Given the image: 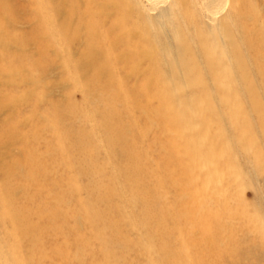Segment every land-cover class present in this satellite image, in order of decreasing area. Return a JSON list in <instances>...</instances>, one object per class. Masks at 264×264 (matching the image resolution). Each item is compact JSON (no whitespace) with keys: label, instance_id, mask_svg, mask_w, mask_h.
I'll return each instance as SVG.
<instances>
[{"label":"rangeland","instance_id":"obj_1","mask_svg":"<svg viewBox=\"0 0 264 264\" xmlns=\"http://www.w3.org/2000/svg\"><path fill=\"white\" fill-rule=\"evenodd\" d=\"M70 1L0 0V202L34 227L32 241L11 234L1 202L0 264H16L13 254L17 264H264V0H239V18L223 0L213 22L202 0H166L162 20L163 6L131 0L120 30L115 0H75V16ZM214 38L236 41L218 75L198 47ZM88 46L99 77L77 74ZM157 67L149 87L162 95L149 99L139 86ZM169 82L192 111L205 103L201 149L215 159L189 164L162 108L175 96ZM109 110L114 120L101 116Z\"/></svg>","mask_w":264,"mask_h":264},{"label":"bare ground","instance_id":"obj_2","mask_svg":"<svg viewBox=\"0 0 264 264\" xmlns=\"http://www.w3.org/2000/svg\"><path fill=\"white\" fill-rule=\"evenodd\" d=\"M96 1L97 0H90V4L91 5H97V3H96ZM116 1V6H117V13H116V16H118V22L116 21V19H115V21L117 22L116 24H115V29H121V28H123V29H125V27L127 28L129 25L128 24H131L132 22H131V20H132V18L130 17H127V15H125V13H124V8L125 7H127V4L128 3H131V0H115ZM165 1L166 0H145V3H146V5H147V7H148V9L151 11V12H155L158 8H160L161 6H163L164 7V4H165ZM239 0H232L231 1V5H230V9L231 10H229L230 12L232 11V15L231 16H234V18H239V16H243V13H242V15L240 14V8H239V2H238ZM176 2H178V0H176ZM176 2H175V4H176ZM179 3H180V1H179ZM226 3V2H225ZM39 4V3H38ZM224 4V2H223V0H202V15L205 17V19L206 20H208L209 22H213V21H215V20H217L218 19V17H220V16H222V14H223V10H224V8H225V6L223 5ZM76 5H77V3L75 2V0H71L70 1V12H69V16H75V13L76 12H74V10H75V8H76ZM89 5V4H88ZM180 5V4H179ZM134 6V5H133ZM180 7V6H179ZM91 8V7H90ZM133 8V7H132ZM52 9V8H51ZM136 9V8H135ZM134 9V10H135ZM171 9H172V7H171ZM181 9V8H180ZM42 10V9H41ZM50 10V9H49ZM59 10V9H58ZM58 10H53V12H57ZM131 10V9H130ZM182 10V9H181ZM181 10H180V14H181ZM177 11H178V9H177ZM169 12H171L170 11V8H167V7H164L163 9H161L158 13H157V17L155 18L156 20H162V19H167V18H169V17H171V16H169L170 14H169ZM176 12V11H175ZM185 12H187V11H185ZM132 13V12H131ZM131 13H130V15H131ZM182 13L184 14V12L182 11ZM188 13V12H187ZM97 14V13H96ZM129 15V16H130ZM97 16V15H96ZM136 16V15H135ZM138 16V15H137ZM177 16H179V15H177ZM190 15H189V13H188V17H189ZM45 18V17H44ZM46 19V18H45ZM131 19V20H130ZM49 20H50V18H49ZM136 21H137V19H135ZM184 20H185V17H184ZM134 22V21H133ZM50 23V22H49ZM97 23H98V21H97ZM114 23V22H113ZM136 23V22H135ZM96 25V24H95ZM98 26H100V23H98ZM132 27V26H131ZM137 27L138 26H135V28L137 29ZM142 27V26H141ZM145 27V26H144ZM96 28V27H95ZM95 28L93 29V28H90L91 30V34H93V36H95V37H97V34H96V31H95ZM129 28V27H128ZM135 28H134V30H135ZM143 28V27H142ZM226 28H227V24H223V26H222V28H221V30H226ZM54 29V28H53ZM98 29V28H97ZM112 30H114V25H113V29ZM140 30V29H139ZM115 31V30H114ZM113 31V32H114ZM141 31H143V30H141ZM103 32V31H102ZM118 32V31H117ZM125 32V31H124ZM127 32V31H126ZM136 32V31H135ZM139 32V31H138ZM218 32H220V30L219 31H217V33ZM243 32H244V30H243ZM56 33V32H55ZM99 33V32H98ZM140 33V32H139ZM100 37H101V35H100V33L98 34ZM131 36V35H130ZM112 32H107V39L109 40V47H111V49H112V51L115 53V56H113V54H111V59H113V61L114 62H116V63H120L121 62V60H120V57H119V50H120V48H121V46L122 45H120L119 44V42L118 41H115V40H112ZM99 38V37H98ZM102 39V38H101ZM116 39V38H115ZM103 40V39H102ZM244 40H245V38H244ZM231 41H235V39L233 40V38L231 39V40H229V42L228 43H223V42H221V41H219V40H217L216 38H214V39H208V40H201L200 41V43L198 44V47H199V50H200V52L202 53V55L203 56H205L208 60H211L212 62H213V68H214V70H215V73H216V75H218V73L219 72H216L217 70H218V68H220V67H218L217 65H220L219 63H218V60L220 59V57L219 56H221V59L220 60H222V52L224 53V48H226L228 45H230L231 44ZM105 42H106V40H105ZM105 42H103V43H105ZM180 42V41H179ZM236 42V41H235ZM235 42H234V44H235ZM107 44V43H106ZM134 44V43H133ZM177 44V43H176ZM228 44V45H227ZM96 45V44H95ZM108 45V44H107ZM227 45V46H226ZM231 45H233V44H231ZM237 45V44H236ZM136 46H137V44H136ZM180 46V45H179ZM234 46V45H233ZM89 48H87L86 50V53H84L83 55H82V58H81V60H80V62H79V64H77L76 65V69H77V74L78 73H81V74H84L85 76H86V74L88 73V72H92V74L93 75H96V76H100V72H101V69L103 68V63H102V60H101V58H99L98 56H96L95 54H93L92 52V50H91V47L92 46H88ZM98 47H100V45L98 46ZM135 47V46H134ZM185 47V46H184ZM94 48V47H93ZM139 48V47H138ZM181 48V47H180ZM221 48H222V50H221ZM110 50V49H109ZM177 50H178V48H177ZM180 50V49H179ZM240 50V49H239ZM137 51V50H136ZM184 51H186L185 49H184ZM225 51H226V49H225ZM106 52H107V50H106ZM179 52V51H178ZM182 52V51H181ZM230 53V52H229ZM181 54V53H180ZM236 54H238V53H236ZM107 56H109L110 55V53H107L106 54ZM168 57H171L172 58V56H171V54L170 53H167L166 54ZM166 55H165V57H166ZM189 55V54H188ZM190 55H191V53H190ZM224 55V54H223ZM181 56H182V54H181ZM187 56V55H186ZM113 57V58H112ZM180 57V56H179ZM189 57V56H188ZM191 57V56H190ZM229 57H232V56H229ZM223 58H224V56H223ZM192 59H193V56H192ZM225 59H226V56H225ZM229 59V58H228ZM173 60V59H172ZM224 60V59H223ZM181 61V60H180ZM184 61H186L185 59H184ZM183 61V62H184ZM189 61H190V59H189ZM232 61V60H231ZM217 62V64H215ZM172 63H173V61H172ZM189 63V62H188ZM169 64H171L170 62H169ZM181 64V63H180ZM174 67H175V70L174 71H177V72H181V73H178L177 75H180V74H182V71H181V69H180V65H178L177 63H174ZM75 66V65H74ZM187 66V65H186ZM160 67V66H159ZM75 69V70H76ZM184 70V69H183ZM156 71H157V76H156V74L154 73V69H153V71H152V74H151V76H148L147 77V79L139 86V89H140V91H142L143 93H144V95L147 97V98H149V99H157V98H160L161 97V95H162V91L161 90H159V89H157V88H150L149 86L151 85V83L153 82V80L154 79H156L157 77H160V75H159V73H158V67L156 68ZM225 72V71H224ZM225 74V73H224ZM154 76H156L155 78H154ZM229 76V75H228ZM224 77V76H223ZM219 78V77H218ZM217 78V79H218ZM80 85V84H79ZM169 85H170V87H171V89H172V91H174L175 92V96H173L172 97V99L170 100V101H162L161 103H162V108H163V111H164V114H165V117H166V119H167V121H169V122H172V124H175L176 126H178V128H179V130H180V132H181V134H182V136L183 137H185L184 139H185V147H184V149H183V153L189 158V160L191 161V162H189V164L190 165H192V162L193 161H195L196 159H199L201 156H203V157H206L207 158V156L210 158H214L215 159V155L214 154H210V153H207V154H205L204 152H203V149H201V147H202V144H203V142L204 141H206V140H203V138H205V137H207L206 135L207 134H205V135H203L204 137L203 138H201V136H200V134H201V125H202V128L204 129V127H203V125L205 126V128H206V126L208 125L207 124V122L206 121H204V119H203V117H202V115L201 114H199V112L202 110V108L204 109V108H206V105H205V103H203V101L202 100H197V107H196V111H192L193 110V108L191 107V106H186L185 105V103L187 102L186 100V102L183 100V101H181L179 98H180V94H177V91H179L180 90V88H179V86L177 85V86H175L176 84L175 83H173V82H169ZM252 93V92H251ZM253 94V93H252ZM254 97V96H253ZM182 99V98H181ZM231 98H229V100H230ZM232 100V99H231ZM181 101V102H180ZM130 102L132 103L133 102V100H130ZM129 102V104L130 105H132L131 103ZM232 102V101H231ZM224 103L225 104H227V105H230L231 106V104H229L228 103V101L227 100H224ZM237 104L238 105H240L238 102H237ZM257 104V103H256ZM233 105H234V102H233ZM257 106V105H256ZM256 108H258V107H256ZM234 109H235V106H234ZM240 109V108H239ZM238 111V110H237ZM56 112V115L57 116H59L58 115V108L56 107L55 108V110H54V113ZM241 112V110H239V113ZM238 113V114H239ZM234 114H235V112H234ZM99 115V114H98ZM240 115V114H239ZM238 115V116H239ZM103 118H105V119H108L109 121L110 120H114L115 118H116V116H115V113L114 112H112L111 110H109L108 112H106L105 114H103V115H101ZM101 117V118H102ZM202 117V118H201ZM59 118H60V116H59ZM57 119V118H56ZM232 119V118H231ZM229 121H230V119H229ZM235 122V121H234ZM244 122V121H243ZM226 123V122H225ZM245 124H242L241 126H244ZM232 126V125H231ZM263 126V125H262ZM237 127H239L238 125H237ZM231 128V127H230ZM235 128V127H234ZM207 130H208V128H206ZM205 129V130H206ZM247 129V128H246ZM239 130V129H238ZM237 130V128H236V131H238ZM224 133V132H223ZM247 134V133H246ZM240 135V134H239ZM223 136V135H222ZM220 137H221V131H220ZM240 138H242V137H240ZM206 139V138H205ZM225 140V137H224V139L222 140V141H224ZM228 140V139H227ZM221 141V140H220ZM226 142V141H225ZM229 142V141H228ZM224 143V142H223ZM227 143V142H226ZM205 144V143H204ZM203 144V145H204ZM212 144V143H211ZM221 145V144H220ZM215 147V146H214ZM75 148H77L76 146H75ZM252 148V147H251ZM210 149V148H209ZM215 150V149H214ZM175 148L173 147V149H172V152H171V155L173 154V153H175ZM211 151H213V149L212 150H210V152ZM208 152V151H207ZM215 152V151H214ZM217 155H218V153H217ZM219 157V156H218ZM172 158V156H170L169 157V159H171ZM204 161V160H203ZM2 182V181H1ZM0 185H1V183H0ZM0 195H1V193H0ZM131 197V196H130ZM133 198V197H132ZM134 200H135V198H134ZM1 202H3L2 204H1ZM1 202H0V204H1V207H3V210H4V213L2 214V215H4V217L6 218V220H7V218H9L10 220H11V229H10V232H11V234H13V235H17L18 233L20 234V235H22V236H24L25 238L26 237H29L30 238V240L32 241L33 240V238H32V235H31V231H33L34 230V227L29 223V222H27L26 221V218H25V216H23V215H20V214H18V213H13L11 210H9V212L7 213V209H6V205L4 206V204H6V203H4V201H2V199H1ZM8 204V203H7ZM10 205H8V207H9ZM2 210V209H1ZM4 218V219H5ZM51 219H52V217H51ZM203 226H204V224H203ZM202 226V227H203ZM9 232V231H8ZM7 234H9V233H7ZM19 236V235H18ZM21 236V237H22ZM12 237V236H11ZM215 240V239H214ZM214 240L212 239V240H210L209 242H208V245H209V251L210 250H214V248H215V242H214ZM13 241V240H12ZM17 242V241H16ZM15 245V244H14ZM14 247V246H13ZM17 248V247H16ZM168 248V247H167ZM158 251H159V249H158ZM158 251H157V253H158ZM160 253H161V256L163 255L165 258L168 256V251H167V249H166V247H164L162 250H161V248H160ZM212 252V251H211ZM16 253V252H15ZM14 255V254H13ZM12 255V257L14 258V260H13V262L14 263H21V261H20V256L18 255H15V256H13ZM171 256V255H170ZM204 256V255H203ZM11 257V258H12ZM196 257H199L198 255H196ZM106 258L107 259H110V255L109 254H107L106 255ZM163 259V258H162ZM189 259H191L190 257H189ZM167 260V259H166ZM165 260V261H166ZM192 261H193V263H192ZM192 261H191V264H203L204 262H203V260H200V259H195V261L192 259ZM10 262H11V260H10ZM27 263H25V264H28L29 263V261H26ZM189 262V261H188ZM165 263H168V262H165ZM24 264V263H23ZM169 264V263H168Z\"/></svg>","mask_w":264,"mask_h":264}]
</instances>
